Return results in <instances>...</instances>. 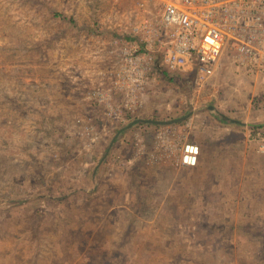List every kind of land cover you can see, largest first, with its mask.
Returning a JSON list of instances; mask_svg holds the SVG:
<instances>
[{
  "label": "rangeland",
  "instance_id": "obj_1",
  "mask_svg": "<svg viewBox=\"0 0 264 264\" xmlns=\"http://www.w3.org/2000/svg\"><path fill=\"white\" fill-rule=\"evenodd\" d=\"M104 6L0 0V264H264V153L245 163L239 125L264 121V83L158 71L109 118L89 97Z\"/></svg>",
  "mask_w": 264,
  "mask_h": 264
},
{
  "label": "built area",
  "instance_id": "obj_2",
  "mask_svg": "<svg viewBox=\"0 0 264 264\" xmlns=\"http://www.w3.org/2000/svg\"><path fill=\"white\" fill-rule=\"evenodd\" d=\"M97 1L105 9H98L102 41L93 60L103 67L89 97L109 118L124 121L138 111L161 70L193 74L203 85L229 60L264 83V0ZM255 125L249 136L264 152V124ZM200 153L199 143L185 141L177 163L195 166Z\"/></svg>",
  "mask_w": 264,
  "mask_h": 264
},
{
  "label": "crops",
  "instance_id": "obj_3",
  "mask_svg": "<svg viewBox=\"0 0 264 264\" xmlns=\"http://www.w3.org/2000/svg\"><path fill=\"white\" fill-rule=\"evenodd\" d=\"M258 104H259V106H261L263 103L261 102V103H258ZM256 117L257 118H263L264 117V110H263L262 113L258 112ZM247 118H248V116H247ZM263 122L264 121H262V123ZM243 124L246 125V127H245V129L243 131L244 132V138L243 139H244V144H245V150H244L245 154H244V156H247V157H245L244 160H245V163H249V166L252 168L254 166V159L253 158H255V156L258 157L257 156L258 153H256V152H258L257 151L258 147H257V143L253 139H251L250 136H249V130L251 129L249 126H251V125L245 124V122H243ZM253 125H255V124H253ZM202 159H203V156L201 157V154H200L199 162L197 164L198 166H199V164H202V163H200V161H202ZM197 165H195V166H197ZM195 166H190V167H195ZM246 175H247V173H246ZM247 178H248V180H250L249 179V175H247ZM253 188H255V186H253ZM245 191L246 192H256V190H252L251 191V189H249V188L245 189Z\"/></svg>",
  "mask_w": 264,
  "mask_h": 264
},
{
  "label": "water",
  "instance_id": "obj_4",
  "mask_svg": "<svg viewBox=\"0 0 264 264\" xmlns=\"http://www.w3.org/2000/svg\"><path fill=\"white\" fill-rule=\"evenodd\" d=\"M181 118H177V119H171V120H152V119H145L149 122H158V123H162V124H167V123H171V122H175L177 120H180ZM132 123L129 124V126L131 125ZM245 124H249V125H253V124H264L263 123H248V122H245Z\"/></svg>",
  "mask_w": 264,
  "mask_h": 264
},
{
  "label": "trees",
  "instance_id": "obj_5",
  "mask_svg": "<svg viewBox=\"0 0 264 264\" xmlns=\"http://www.w3.org/2000/svg\"><path fill=\"white\" fill-rule=\"evenodd\" d=\"M160 72L163 73L164 75H167V76L170 77V75H169L170 72H168V71H166V70H161ZM173 74L178 75V74H180V73H173ZM172 77H173V76H172ZM256 102H257V101H256ZM257 103H259V101H258ZM239 125L242 126V127H246V125H244L243 123H240ZM249 127L252 128V129H257V128H260L261 126L254 125V126H249Z\"/></svg>",
  "mask_w": 264,
  "mask_h": 264
}]
</instances>
